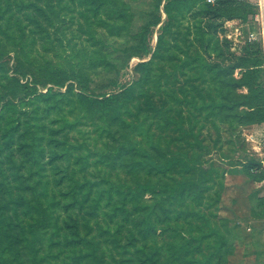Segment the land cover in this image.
<instances>
[{"label": "trees", "instance_id": "obj_1", "mask_svg": "<svg viewBox=\"0 0 264 264\" xmlns=\"http://www.w3.org/2000/svg\"><path fill=\"white\" fill-rule=\"evenodd\" d=\"M130 2L0 0V264H177L180 250L163 252L156 233L170 219L169 203L209 180L212 169L201 152L207 147L195 132L199 117L230 138L264 126L263 44L247 42L233 52L229 40H215L203 26L206 17L237 20L249 25L248 35L257 5L155 0L134 31ZM162 14L167 21L152 59L136 66L134 85L120 86L130 61L150 54L149 37ZM110 20L132 42L119 50L118 63L92 32L94 24L112 29ZM178 23L186 26L184 44L172 49L166 39ZM75 41L82 49L75 45L78 55L67 56ZM27 50L33 57L28 70ZM162 62L189 73L186 84L163 86L170 75ZM100 71L112 78L98 91L91 76ZM158 95H165L162 103ZM133 102L147 113L136 118ZM184 108L189 129L183 128ZM173 126L193 137V152L171 148L156 135ZM231 166L264 182L254 155ZM175 172L183 177H171ZM259 206L264 211V197ZM219 236L216 252L198 264H228L227 240Z\"/></svg>", "mask_w": 264, "mask_h": 264}, {"label": "rangeland", "instance_id": "obj_2", "mask_svg": "<svg viewBox=\"0 0 264 264\" xmlns=\"http://www.w3.org/2000/svg\"><path fill=\"white\" fill-rule=\"evenodd\" d=\"M130 3L134 13L133 30L138 31L148 18L147 13L153 8L155 0H138ZM257 15H260L259 8L255 16ZM193 16L197 15L193 12L188 18L193 21ZM166 21L167 17L162 14V23L153 30L149 37L150 54L143 58L134 57L130 61L129 66L120 74V86L128 87L137 82L139 74L135 68L139 63L152 59V54L156 50L158 38ZM110 22L113 24L112 29L94 24L92 32L96 39L105 41L107 50L113 53L112 61L118 63L122 61L116 59L117 56H120L119 50L130 46L132 42L129 37L117 30V25L116 28L114 27L113 20H110ZM211 23L218 24V27L212 29L210 27ZM176 25L178 27H174L172 33L168 34L166 39L168 46L172 49H175L176 43L179 45L184 44L183 34L186 26H181L180 23ZM254 25L258 41L264 47L262 23ZM203 26L215 40L218 39L221 43L223 40H229L233 52L240 51L244 46L248 28L240 21H214L206 17L203 19ZM237 28L241 31L239 37L236 34ZM73 29L77 30L78 24H75ZM86 39L88 40L87 34L83 37V40ZM75 45L80 49L83 47L81 42L75 41L72 47L68 49L67 56L71 55L73 50L74 55H78L79 52L74 49ZM87 47H91L90 41ZM232 51L230 50L231 53ZM26 54L28 56H25L24 63L28 70V60L33 57L29 56V50L26 51ZM228 58L231 59V56H228ZM212 59L217 58L214 55ZM38 60L43 61L44 58L39 55ZM224 62L228 63L229 61L224 60ZM159 66L164 68L166 73L170 75L168 80H163V86L171 85L177 88L186 84V80L190 76L189 73L184 74L179 68L175 73L176 68L170 62H162ZM14 67L15 62L11 60L10 68L14 70ZM111 78L112 75L100 71L91 76L93 80L92 87L99 91L104 88ZM27 80L31 81L29 77L24 78V81ZM194 82L196 83V81ZM39 89L43 90L42 87H39ZM122 91L123 89L116 88V92L120 93ZM153 92L156 93L154 90ZM164 100L165 95L155 97L156 103H162ZM133 106L136 118L147 113L141 103L133 102ZM183 112L185 116L183 128L189 129L191 125L186 121L188 120L186 119V116H188L187 108H184ZM177 118L179 119V117ZM155 132L156 135L160 134L163 144L169 145L171 148L183 147L193 152L190 144L193 142V137L175 129L174 126L164 132L156 130ZM195 132L200 133V139L203 145L207 147L206 151L203 149L201 152L204 153L202 160L205 162V168L210 167L212 169L209 180L204 187L193 190L183 200L169 203L170 219L167 223L159 226L156 233L157 244L165 253L167 250L170 252L180 250L177 256V264H198L203 262L210 254L216 252L220 241L219 235H223L227 240V245L223 247L222 253L226 256L228 264H264V211L259 206L261 198L264 197V182H254L244 173L242 168L231 166V163L237 158L242 159L248 155L259 158V153L253 150L250 141L245 136V132L236 133L231 138L229 135H221L214 131L203 117H199ZM214 168L217 171H214ZM171 177L181 179L183 174L175 172Z\"/></svg>", "mask_w": 264, "mask_h": 264}, {"label": "built area", "instance_id": "obj_3", "mask_svg": "<svg viewBox=\"0 0 264 264\" xmlns=\"http://www.w3.org/2000/svg\"><path fill=\"white\" fill-rule=\"evenodd\" d=\"M216 0H208L209 3H214ZM260 15H257L253 18V23L256 24V23H262V26H263V30H262V33H263V39H264V14H261L259 13ZM247 28H249L248 26L249 25H245ZM236 34L237 36H241V31L239 28L236 29ZM230 39V37H229ZM258 41V35L257 33L254 31V30H250L249 31V34L247 35V38L244 42L245 43H253V42H256ZM258 147H259V150H256L255 148H253V150L257 153H259V159L261 161V164H262V167L264 168V151H263V148H264V139H262L259 143H258Z\"/></svg>", "mask_w": 264, "mask_h": 264}, {"label": "crops", "instance_id": "obj_4", "mask_svg": "<svg viewBox=\"0 0 264 264\" xmlns=\"http://www.w3.org/2000/svg\"><path fill=\"white\" fill-rule=\"evenodd\" d=\"M248 1L257 5L259 8V13L264 14V0H248ZM245 134L247 140L250 141L252 147L255 148L256 150H259L258 143L262 139H264V126L263 125L251 126L247 130H245Z\"/></svg>", "mask_w": 264, "mask_h": 264}]
</instances>
